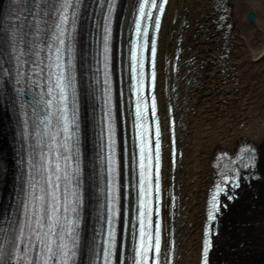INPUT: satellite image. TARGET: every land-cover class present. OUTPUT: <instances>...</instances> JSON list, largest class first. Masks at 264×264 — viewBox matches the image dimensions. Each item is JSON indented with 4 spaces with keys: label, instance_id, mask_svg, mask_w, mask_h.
<instances>
[{
    "label": "bare ground",
    "instance_id": "obj_1",
    "mask_svg": "<svg viewBox=\"0 0 264 264\" xmlns=\"http://www.w3.org/2000/svg\"><path fill=\"white\" fill-rule=\"evenodd\" d=\"M127 1L124 26L134 0ZM226 2L231 26L225 43L213 33L212 19L218 16L212 11L213 0L211 6L207 0H168L161 28V55H173L181 35L182 55L192 56L176 71V87L168 90L179 117L183 147L175 170L180 193L173 219L176 264L200 263L202 211L212 181L214 154L220 149L235 151L246 142L258 150L261 179L251 182L250 188L242 185L239 198L224 212L211 258L212 264H264V0ZM251 12L254 23L248 19ZM225 52L227 55L220 57ZM160 68L163 87L166 70L163 64ZM164 74L172 78L171 70ZM163 91L160 99L164 107ZM4 141L0 119V213L12 172Z\"/></svg>",
    "mask_w": 264,
    "mask_h": 264
},
{
    "label": "snow or ice",
    "instance_id": "obj_2",
    "mask_svg": "<svg viewBox=\"0 0 264 264\" xmlns=\"http://www.w3.org/2000/svg\"><path fill=\"white\" fill-rule=\"evenodd\" d=\"M168 0H138V7L135 14L134 39L128 41V63L127 73L131 97H135L134 103V124L136 128L135 148L129 149L127 143L123 146V153L128 155L126 162L121 157L117 161L116 153V128L114 126V116L111 109V95H108L106 103L109 109L105 113L106 117V149L107 173L109 176V186L112 189L109 192L110 205L108 211L110 213L107 220L108 234L106 246L95 255L98 260L102 259V264H114V257L119 260V264H124V239L127 236L135 241L134 255L131 258L132 264H160L161 248H162V223H161V127L158 118V105L155 96L156 59H157V40L153 35L150 37L149 29L153 28L155 32H159L161 16L164 13L165 5ZM114 3V0H113ZM71 7V0H64V10L60 14L57 30L60 35H64L65 27L68 24L67 10ZM153 11L158 15L153 16ZM111 12L109 9V17L107 26L104 28L103 36V54H104V75L105 83L110 84V63L112 60V29H111ZM14 36V33L12 34ZM61 46L64 45L63 39L59 40ZM60 59V49H57V60ZM51 67V66H50ZM58 72H54L56 78L55 87L59 89L60 103L64 105L61 109L63 113L65 139H71L68 135L70 124L75 122V116L69 120L68 113V94L67 90L73 88L71 78L65 76V71L61 63L55 65ZM52 88H49L51 95ZM122 94V93H121ZM51 104V101H49ZM122 115V111H121ZM174 126V125H173ZM174 143V141H173ZM248 153L247 157L241 159H255L253 148L245 149ZM131 169V187L135 190L136 204L134 206V223L129 225L125 219L126 211L122 212L118 207V201L123 195L128 196L129 183L120 180L117 186V175L123 174L124 166ZM57 165V172H59ZM67 178V177H66ZM60 179L59 176L56 177ZM223 185H231L232 190L240 187L239 174L232 176L225 175L222 181ZM59 188V185H56ZM120 189L124 191L121 192ZM223 193L229 200L234 198L228 193L221 183H217L216 190L209 202L208 221L209 230L205 233L206 239L202 248L203 264H208V255L211 247V241L207 237L212 231V224L216 221L220 212L221 203L220 194ZM75 195V194H74ZM37 200L43 202L44 197H36ZM52 199L57 201L56 204H50V212L44 215L42 205L34 204L31 200L23 205L25 209L26 220L12 221V227L5 229L0 227V233L13 232L12 236H0V264H73L76 257V240L73 235L71 225L74 223L65 215L61 217L59 197L52 194ZM227 207V205H224ZM65 213L68 212L69 206L65 202L63 205ZM73 212L76 207L71 208ZM61 219L66 221L61 224ZM122 221L121 240L117 242V230L114 221ZM67 226V231L65 227ZM59 227V231H58ZM131 228V231H130ZM27 230V234H26ZM66 237L71 238L69 243ZM10 245V247H8ZM171 245V242H169ZM119 248V255H117ZM170 253V247L168 249ZM169 264L171 260L169 259Z\"/></svg>",
    "mask_w": 264,
    "mask_h": 264
},
{
    "label": "water",
    "instance_id": "obj_3",
    "mask_svg": "<svg viewBox=\"0 0 264 264\" xmlns=\"http://www.w3.org/2000/svg\"><path fill=\"white\" fill-rule=\"evenodd\" d=\"M220 6H221V13H223L224 11H227V9H228V7H227V4H226V0H221L220 1ZM225 7V8H224ZM224 18H223V23H224V21L227 19L226 17H227V15L225 14L224 16H223ZM251 22H255V16H254V13L253 12H251L250 14H249V18H248Z\"/></svg>",
    "mask_w": 264,
    "mask_h": 264
},
{
    "label": "rangeland",
    "instance_id": "obj_4",
    "mask_svg": "<svg viewBox=\"0 0 264 264\" xmlns=\"http://www.w3.org/2000/svg\"><path fill=\"white\" fill-rule=\"evenodd\" d=\"M210 2H211V0H207V5H210ZM211 6V5H210ZM216 36V35H215ZM263 40H264V38H263ZM218 43H219V41H218ZM220 44V43H219ZM257 49V48H256ZM6 144V142L4 141V145ZM0 155H1V152H0Z\"/></svg>",
    "mask_w": 264,
    "mask_h": 264
}]
</instances>
